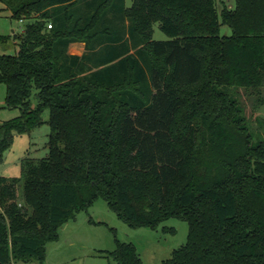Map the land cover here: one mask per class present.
Segmentation results:
<instances>
[{
  "label": "trees",
  "instance_id": "trees-1",
  "mask_svg": "<svg viewBox=\"0 0 264 264\" xmlns=\"http://www.w3.org/2000/svg\"><path fill=\"white\" fill-rule=\"evenodd\" d=\"M0 1L26 21L17 53L0 54L6 106L20 110L0 122V162L46 111L50 127L46 157L0 176V264H43L59 227L99 198L132 228L188 223L162 264H264V120L253 129L238 97L264 102V0L220 13L216 0ZM109 255L144 264L117 238Z\"/></svg>",
  "mask_w": 264,
  "mask_h": 264
},
{
  "label": "rangeland",
  "instance_id": "rangeland-1",
  "mask_svg": "<svg viewBox=\"0 0 264 264\" xmlns=\"http://www.w3.org/2000/svg\"><path fill=\"white\" fill-rule=\"evenodd\" d=\"M126 6L132 5V0H125ZM219 13L224 7L233 9L235 0H216ZM26 21L11 18V11L0 1V34L9 36L7 45L0 46V54H15L19 46V36L22 35ZM220 34L229 36L231 28L220 25ZM155 40H166L167 35L160 29L159 23L154 24ZM80 51L78 47L72 48ZM264 96V89L261 91ZM239 101L256 127L254 118L264 120V102L255 109L258 94L252 90L240 89ZM6 86L0 84V122L20 115L18 108L6 106ZM34 105L36 100L32 97ZM44 123L30 131L16 134L11 146L5 151L0 162V176L7 178L20 177L21 162L24 158L40 159L48 154L47 142L50 127L47 122L48 112L43 114ZM21 195L18 187V196ZM188 223L177 218H169L156 228H132L118 218L103 198L97 199L87 210L75 213V216L63 223L58 229V238L46 243V255L43 264H115L109 252L115 249V238L122 242H131L136 248L144 264H162L171 256L174 249L187 241ZM16 264H40L35 261Z\"/></svg>",
  "mask_w": 264,
  "mask_h": 264
},
{
  "label": "crops",
  "instance_id": "crops-1",
  "mask_svg": "<svg viewBox=\"0 0 264 264\" xmlns=\"http://www.w3.org/2000/svg\"><path fill=\"white\" fill-rule=\"evenodd\" d=\"M76 47H78L80 49V51L74 52L72 50V48H76ZM84 51H85V43H83V42H75V43H72L69 46V49H68V52L70 54H75V55H82Z\"/></svg>",
  "mask_w": 264,
  "mask_h": 264
},
{
  "label": "built area",
  "instance_id": "built-area-1",
  "mask_svg": "<svg viewBox=\"0 0 264 264\" xmlns=\"http://www.w3.org/2000/svg\"><path fill=\"white\" fill-rule=\"evenodd\" d=\"M47 27L51 28L52 27V23L47 24Z\"/></svg>",
  "mask_w": 264,
  "mask_h": 264
}]
</instances>
